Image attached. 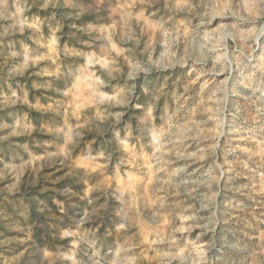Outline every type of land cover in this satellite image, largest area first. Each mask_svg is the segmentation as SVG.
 <instances>
[{"label":"rangeland","instance_id":"obj_1","mask_svg":"<svg viewBox=\"0 0 264 264\" xmlns=\"http://www.w3.org/2000/svg\"><path fill=\"white\" fill-rule=\"evenodd\" d=\"M0 264H264V4L0 0Z\"/></svg>","mask_w":264,"mask_h":264},{"label":"trees","instance_id":"obj_2","mask_svg":"<svg viewBox=\"0 0 264 264\" xmlns=\"http://www.w3.org/2000/svg\"><path fill=\"white\" fill-rule=\"evenodd\" d=\"M32 210H33V208H32ZM32 213H33L32 214L33 217H36L37 216L36 213L34 212V210L32 211Z\"/></svg>","mask_w":264,"mask_h":264},{"label":"clouds","instance_id":"obj_3","mask_svg":"<svg viewBox=\"0 0 264 264\" xmlns=\"http://www.w3.org/2000/svg\"><path fill=\"white\" fill-rule=\"evenodd\" d=\"M260 3H261V4H264V0H260ZM161 26H162V25H161Z\"/></svg>","mask_w":264,"mask_h":264}]
</instances>
